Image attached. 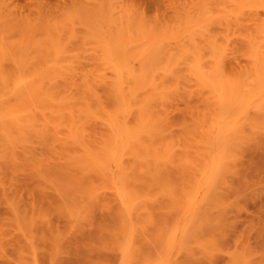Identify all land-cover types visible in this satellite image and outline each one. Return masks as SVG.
I'll list each match as a JSON object with an SVG mask.
<instances>
[{
	"label": "rangeland",
	"instance_id": "1",
	"mask_svg": "<svg viewBox=\"0 0 264 264\" xmlns=\"http://www.w3.org/2000/svg\"><path fill=\"white\" fill-rule=\"evenodd\" d=\"M200 28H202L200 30L202 33L203 31L204 33L208 32L207 36H205L206 34L204 35L203 33L202 35L201 32H199ZM206 28L208 31L206 30ZM150 31L153 33H151ZM196 31L199 32L198 35ZM131 36L133 37L134 41L131 44L127 43L128 45H125V47L123 44H126V40H128L129 42L132 41H130V39H132ZM196 36L200 37V39ZM259 37L264 39V0H46L45 4L42 5H36L35 1L33 0H0V264H122L124 262L123 260H126V258L129 259V256L132 253L136 252V256H139V261L140 259H145L146 256L149 257V255L153 254V257L159 258L158 260L160 261L163 260V256H167L168 254L169 247L167 246L166 249H163V247L161 246L165 245L164 243H167V240H169V238L167 237H169L168 235H170V233L168 235L163 234L166 232V230H168L167 233L171 232L172 227V229L176 228L177 223L181 218L180 214H182L183 212L182 209L184 208V205L186 203L185 201L187 200L186 198H184V194L187 192L189 187L194 188L195 190V186H191V184H193L191 180H194L193 182L196 183L199 180L205 178L210 160L212 159L211 152L214 155L212 156L213 159L215 158L217 160H212L209 170H211L213 167H217L215 166L217 165L215 162H217L218 159L221 160V155H224L222 159H224L225 157L227 159L226 162L224 161L225 159L223 160L225 162L222 164L223 167L220 164L221 167L220 169H218L220 173L223 170V174L221 173V178L225 179L222 180L221 178H219L221 184H219L218 181V186L220 185V190L219 192H216L217 194L215 193V198L217 197L216 202L215 199L213 201L216 204L212 203V206L209 207L208 211H206L205 207L204 210L207 213L204 216H207V220H203L204 225L200 223L202 225V229L199 228L201 231L199 230L198 233L200 232L199 234L201 236L202 233L204 235L201 237V244L204 246L201 245V248L199 246L200 244H197L195 243V241L191 240L192 244L193 242L194 244H196H191V246L195 247L191 248L189 246V243V245H182L181 248L178 247L179 249H177L180 252L175 249L174 253L176 256V252H179L177 256L179 257V259L176 257L178 259L177 262L176 258H174L173 261H176L177 263H172L264 264V111H261V114H259L256 113L258 109L249 110L247 115V118L249 119L248 124L245 126L246 128L242 135H238L236 133L237 136H239V141L237 138L238 142L236 141V143L234 144V149L231 148L233 151L227 150L228 152H219L215 148L217 143L213 138L214 134L216 133V127L220 126L218 125L219 123L221 124L220 119L222 117L221 113H219L218 111L219 107L216 105V92L213 90V86L215 87L216 84L218 85V82L220 84V81L222 83L225 80L218 78V75L221 76V74L218 73H223L222 69H224L223 67H225L228 73V77L225 69L224 72L226 73V76L223 74L222 75L226 77V80L230 79L227 82L230 81L232 83H237L236 80L234 81L232 79L242 78L243 80L240 79V82L241 80L245 81L244 77L246 79H253V72L255 70L253 71L252 69H254V64H258V62L255 60L256 54L258 50H263L262 45L264 44V40L261 39L260 41ZM185 38L188 41H190L189 39H191L190 43L192 42V47L190 46L191 49H189L191 50V53L199 49L198 47L201 48L199 50L200 52L198 53L199 55L197 53L195 54L198 57L200 56V59H203V57L207 58V63L203 61V67H205L208 73L210 72L209 74L211 76L213 74L211 70H213L214 67H218L216 64H220L219 61L221 62L223 61L222 58H225L223 62L225 66L223 65L222 69L221 67H218L219 70H216L218 68L214 69L215 75L217 76L214 77L215 79H220V81L217 82V79L215 81L214 78L213 80L207 78L209 81L207 79H204V82L208 81V83H203L201 81L203 79L197 80L200 78L195 73V68H192L193 70L190 69L188 63L187 66L185 64H180L182 61V63L186 62L184 61V58H188L187 61L191 64L198 63L194 62L197 58H193V54L190 55L189 51L188 55L191 57H188L186 53L187 51L184 48L187 47L186 45H184L183 41L185 40ZM121 39H123V44H121V46L123 45V47H125L126 49H124L125 51L122 52L126 53L124 54L120 52L122 53L120 54L118 51V53L114 51L108 52V50L111 49L112 46H114L113 48H115V42H117L116 48H118V41L120 42ZM178 41H180V43L182 41L183 44L181 45L184 46L181 49V53H178V49L176 46L179 43ZM171 42L173 45H171ZM175 42L178 43L176 44ZM211 42L214 43L212 44L214 45L212 46L214 47V49L212 47H208L211 46ZM215 42L217 43V45H220L219 49L221 47L224 48V51L222 49V51L224 52V54L222 53V56H220V54L215 51V49L217 50V48H215ZM159 46L160 50L161 47H165L164 49H162V56L160 55L161 51L157 52V49L159 50ZM142 48L145 49L142 50ZM146 48H149V50H146ZM155 48L156 50H154ZM172 48H174V50L177 49V51H174ZM188 48L189 47H187V49ZM202 48L204 49V56L203 54L202 56L200 54L202 53ZM139 49L143 52L145 50L146 52L153 50V53L149 52L150 56L155 53L154 51H156L157 53H160L159 55L163 58H165L164 56L166 55V53L177 52V54H175L176 57H174L175 55H172L173 53H169L174 59H179L180 57L183 58V60L180 58L181 60L179 59L177 62L174 59H171V63L173 64L174 69L170 68L173 67L172 65L169 67L170 63L169 61L167 62L168 59L166 58L163 59L160 57L161 61L159 60L158 62H161L162 64H158L159 67H161L160 65H162L163 68L168 67L170 71L176 70L180 71V73L182 71V78L174 77L167 79L166 77L164 79H159L162 81L164 80V84H162V87H165L163 88H167L166 86H170L171 90L170 87H168L169 89L167 88V90L168 92L169 90L173 92L168 93L165 89L162 88L160 92H162L163 98L161 97V94L158 93V90L161 89L162 82H159L157 80L160 83V87H158L159 83L157 85H154L155 82L153 81H156V79L160 77L156 76L160 75V72L162 71L158 70L160 74H157L158 72H155V79L150 77V79H153L152 82L154 83H152L151 81L148 82V84L150 83V86H156L157 89V93H154L155 95L153 94L154 97L152 95V104H156V109H154L155 106H152L155 116H158L157 114L160 112H163L167 116V118H163L164 115H162L163 113H161L159 114V116H162L158 117L162 118L163 121H166L163 122L165 123V126L162 123V126L164 127H161L164 130L167 127L166 129L168 130L165 131L166 138L169 137V141H166L164 134L161 133L160 138L159 135H157L155 138L146 139L145 141H151L148 144L146 142L144 146L147 145L146 148L149 147L148 150H151L149 145H151L152 147L154 145L152 143H156L153 146V148H157H155L156 150L160 151L163 148L165 149L166 147H171V150L173 151L175 149L176 152L171 151V158L170 156L168 158L169 160L171 159V162H173V166L171 168L168 167V169L170 168L169 170L163 169L157 164L155 166L156 161L154 159H150L154 157L150 152H148V156L150 158H147L148 156H146L147 159H144L145 161L138 158V160H140V167L143 166L145 168L146 165L151 163L148 166L151 169L156 170L154 173L158 174V170L159 176H161L162 174V179H160V182V180H158L159 177L157 178V181L154 176L155 174L153 173V177L156 183H154V180L151 179L152 171H147V174L151 173L150 175H147L144 172L146 168L144 170L142 168L143 171L141 169L137 170L136 167L138 168L139 166L137 164L138 160L134 161V157L131 158V156L128 155L131 158L130 159L129 157L127 158V156H125L124 161L128 160L125 162L126 164H128L127 166H135L137 174L134 175H136L137 179L136 177H134L133 179H135L136 182L142 181L140 185L148 183L151 186L149 187L148 184H145L147 188H144L141 185L143 189H138L136 187V185L138 184H134L136 190L138 189L137 192L139 191V194L142 193L141 195H143V193H149L150 195H147H149V197L151 196L152 198L154 197V199L145 196V199L148 198L149 200H153L152 202L150 201L151 203L146 200V202L148 201V212V209L146 207L147 203L143 198L135 200L136 205H139L141 203L139 206L142 209L140 210L139 206H137L138 209L137 207L136 209L139 213H137L138 216L143 219L141 220L140 218H137V221H142L141 224L139 223L142 230H140L139 226L134 223V230L137 232H135L136 235H134L135 238H138V241L135 240V242L131 240L132 244L133 242L134 245L137 243L136 247L132 244V248L128 246L127 248H129V254L123 259L122 250L124 247H126L127 244L129 245L130 241H128L127 243L125 235L119 233L118 217L121 206L118 202V198H116L117 195H114L115 190L112 186L111 180L97 174L98 172L94 170L91 171V175L89 173L85 174L86 170L84 171L83 168H79V166L76 169L77 166L74 167L70 160L73 157H71V155L76 152H91L92 150L91 148H89L91 147V145H95L96 148L98 146L97 149H100L104 141L108 144L109 141L107 137L109 136H106V132L109 128L106 127L105 122H103L101 119H98L99 117L96 119L92 118L96 120L95 122L94 120L92 122V119L87 116L85 117V119H82L83 121L87 118L86 122L88 123L85 122L87 126L83 125V127L85 128L82 127L81 134L78 133L77 135H73L71 133L73 139L72 136H68V138L71 137L70 140H74V136L78 137V139L76 138V140H74L79 142V144L76 143L77 148L79 147V150L76 151V148H73V146L71 145L72 143H74V141H67V137L62 138L63 140L67 138L65 142L61 139V131H71V129H65L66 127L70 126V124L65 123L66 126H64V130L61 129V131L58 129V127L61 126H57V129L55 128L58 131L57 135L56 132L54 134V131H56L54 130V128L53 132L51 131L52 129L47 130V132H50V134H52L51 138L50 134L46 132V129L43 128L41 123L40 124L42 127L40 126L39 129L37 128L39 126L36 127L32 125L33 123H29L28 118L19 119L17 121V118H19L18 116H20L21 118L23 114L18 112V115L16 111H18L22 106L24 108L25 105L29 107L28 104H30L32 100V94H34L31 93V91L35 90V86H41L42 84L44 86L46 84L48 85V87L51 85L53 88L57 86L62 90L67 89L66 92H68L69 95L71 94V96L79 95L80 91L85 90V88H98L96 89L99 90V92H97L99 96L98 103H103V105L105 106L109 103L107 106L108 109H111L109 111L117 109V107H112L113 103L116 102H114L111 90H113L116 85L120 83V81L122 82V84L120 83L121 85L119 84L120 86L124 85L123 82L125 80L127 81V78L122 79V75L125 72L127 73L128 71L126 69L129 68V65L127 66V68L125 67V69L122 66L123 64L121 65V63H127L126 60L125 62L122 61L124 58L123 56L129 57V55H134L139 57L138 54H134L135 50H138V53L141 52ZM183 49L186 52H183ZM182 52L184 57L183 55H180L182 54ZM157 53H155V55ZM169 54H167V58L170 57L168 56ZM216 54L219 56L217 57ZM252 54H254L255 56ZM177 55H179V57ZM252 56H254V60L252 59ZM151 57L153 58V56ZM129 58L127 59L129 60ZM129 61L133 62L134 60L130 59ZM164 61H166L168 64L164 63ZM255 61L256 63H254ZM136 62L138 63L133 69H136V71H138L137 66H139L138 64L141 63L137 61V59L134 63L136 64ZM177 63L179 64V66L177 65ZM155 64L156 63L152 62V66H155ZM191 64L190 66L192 67ZM221 64L220 66H222ZM257 64L255 66H257ZM131 66L132 65H130V67ZM257 67H255V69ZM120 69L122 71L118 73ZM140 69L142 70V68ZM188 69L191 71H188ZM128 70H131V68H129ZM139 71L136 74L141 73ZM176 71L174 72L175 75L179 74L176 73ZM189 72H191L192 75ZM183 73L186 74V78H184L185 75L183 76ZM52 75H55V77L57 76V78H51ZM125 75L123 76L125 77ZM180 75L181 74H179L178 76ZM118 76L122 78H119ZM126 76L129 79L128 73ZM49 77L51 79H54V81H49ZM147 79H149V77ZM116 81H118V83H116ZM210 82H212L211 84L215 85H211ZM127 83L129 87V84H131V80H128ZM133 84H135V82H133ZM148 84L146 82V84L144 85L150 87ZM113 85H115V87ZM33 87L35 88L33 89ZM137 87L142 88L141 85L138 84ZM206 90L208 91V93ZM209 92L210 94H212L213 98L212 96L211 98L215 102L211 101L210 97H207L209 96ZM100 98H103V101ZM107 99L109 100V102L107 101L108 103L106 102L105 104V100ZM157 99L159 100L157 101ZM111 100L113 101L111 102ZM89 102L92 103L91 107H94V110H92L95 111V113H98L99 109L95 110L97 109V107L95 108V106H98L96 104V100L92 98L90 99L89 97ZM212 102L217 107L215 105L213 107ZM32 103L33 102H31V105ZM31 105L30 107H32V109L37 108ZM114 105H117V103ZM28 107H26L27 109H24L28 110L30 108ZM215 107L216 109L218 108L216 111L214 110ZM31 110L27 111L28 113H24L23 111L24 116L27 114L25 117H28V114L31 113ZM35 111H37V109H35ZM136 111L137 109H134V115H132L133 117L130 116L129 118L130 125H132L133 123L136 124V114L138 113ZM215 113L218 114V117H214ZM30 117L31 116H29V119ZM50 117L52 119V116ZM65 117L66 119H68L67 116ZM34 118L36 117L34 116ZM37 119H40L42 121L39 115L35 119V121ZM47 119L43 120V123L47 122ZM63 119L61 121L66 122L65 118ZM88 119L91 123H89ZM168 119L170 121L169 124H167L169 122ZM53 120L55 122L57 121V119ZM98 120L102 121V123ZM30 121H32V119H30ZM19 123L23 126H20ZM48 123L49 121L47 122L46 126L48 125ZM82 123L85 124L84 121ZM82 123L79 124L82 125ZM65 124L63 123L62 125ZM211 124L213 125V128L211 127ZM54 125L55 124H53V126ZM31 127L34 130H31ZM104 127L107 129L105 130ZM42 128L45 131L41 130ZM49 128L50 126L47 129ZM75 128L77 129V127ZM85 129H87V131ZM163 129L162 132H165L163 131ZM212 129L214 131V134H212ZM83 130H85L86 132L84 133ZM36 132H38L39 134H36ZM74 132L75 131H73V133ZM225 132L222 133L226 134ZM62 133H64L65 136L67 135L65 132ZM69 134L70 132L68 133V135ZM55 135L58 138H54ZM208 137H210L211 139V141L209 142L207 141L210 140L208 139ZM103 139L104 141H102ZM56 140L59 141L57 142ZM158 140H161L162 142ZM88 141H90L92 144L89 145ZM212 141H214V143ZM67 142L70 144V147H67ZM98 142L100 143V146ZM169 142L171 144H169ZM172 142L175 143V147L173 148ZM205 142L209 146L206 161L203 158L204 156H199V153H201L205 149L207 150V145H205ZM105 143L103 145H105ZM165 143L166 147H164ZM231 144L233 145V143ZM71 146L74 150L71 149ZM157 146L159 147V149ZM81 147H83L84 149L82 148L80 150ZM66 148L71 149L69 150L70 152L67 150L71 155L67 154L68 152L66 153ZM92 148L94 147L92 146ZM96 148L95 151H97ZM141 148L143 149L142 146ZM164 149L162 152H165V154H161L162 152L159 153V155L161 154L164 156V158L162 156H159L162 157L161 160L158 159L159 162H163V159L165 160V158L168 156L166 155L167 152L164 151ZM195 152L197 153V157H200L199 161L201 160L207 162V160L209 159V164L207 163L208 167H205L206 165L198 161V158L193 155L195 154ZM78 153H76V156L78 155ZM143 153L144 152L140 154ZM153 153L155 155L157 152L154 151L152 152V154ZM175 153L177 154V156ZM145 154L146 152L142 156H144ZM150 155L153 157H151ZM68 157L71 158L68 159ZM173 158L174 161L176 159V162L172 161ZM148 159H150L149 161L154 160L155 163H152L151 161L147 164ZM68 160H70L71 168L73 167V169H75L76 171L73 169L72 171L70 170V167L68 166L70 163L68 162ZM130 160L132 163L129 162ZM192 160L197 161L199 163V166L201 164V167L203 166L204 168H207V170H204L203 168V171L206 174L202 171V173H204L205 175L201 174V176H198L200 177V179L198 180H196L197 178L195 174L194 179L192 171L191 177L190 170H193L194 172V168L192 167H195V165L197 164V162H195V165L191 163L192 167L189 166L188 162ZM67 162L69 164L65 166ZM133 162L136 164H134ZM169 163H167L168 166H171L169 165ZM153 164L155 168L152 166ZM167 164L161 165H163L162 167H164L165 165L164 168H166ZM199 166L197 165L198 168H200ZM67 168L69 170V173L68 170H66ZM150 168L149 170H151ZM188 168L190 170H188ZM198 168L196 169L195 167V170L199 173V170L201 168L199 170ZM162 169L168 171H166L168 174L167 177L166 175H163ZM88 170L90 172V169ZM146 170H148V168ZM209 170L208 174L209 172H211ZM133 172L135 173V170ZM224 172L227 175H225ZM69 176H71V178H69ZM94 176H98V179H96ZM64 177L66 179L68 177L70 180L73 178L74 182L75 180H77L75 183L72 180L71 182L73 183L69 182L70 184H74L75 186L72 185L74 186L72 187L70 184H68V182L67 184L70 188L66 186L65 183L64 185ZM80 177H83L84 180L81 179L82 181H79ZM69 179L67 180L70 181ZM167 179L170 180H168L169 183L171 182V186L167 183L169 185V188L165 186V181H167ZM85 180L88 182L87 186L85 185ZM91 181L99 185L97 188H101V195L100 191H98L99 189L97 190L96 186ZM135 181L133 183H136ZM82 182L83 185L87 188V192H85V194H83V192L86 188L83 187ZM89 182H91L93 186H95L94 189L96 193L98 191L99 196L94 193L95 191L90 190L91 187H88L91 186ZM159 182L162 184L164 189L166 187L168 191L173 190V188H177L179 190L178 192L180 193L186 190L184 191L185 193L183 192L181 194H177L176 190L174 193H172L175 195L171 194L173 197H177L175 201H180V203L174 201L175 204L181 207L180 212L179 206L178 209L177 207L173 208L174 202L171 201V203L168 200L169 198L167 196L169 195L167 194V192V195H164V189H160L161 184H159ZM183 182L185 183V186L187 188L184 186ZM108 183L110 185H108ZM133 183H131V186L134 188L133 190H135V187L132 185ZM187 183H190V185ZM76 184L77 186L82 185L84 190L81 187L75 190L74 188L76 187ZM178 184L181 185L180 187L183 189L180 190V188H178ZM100 185L103 187H101ZM107 185L108 187H106ZM140 185L138 187H141ZM187 185H189V187ZM65 186L69 188V191L73 192L71 189L72 187L74 189V193L75 191L78 192L81 189L79 192H81L83 197L79 198H85L86 195L88 200H91V198L92 200H98L99 197L103 200L104 198L106 199L104 201L102 200L103 202L100 200L95 202L93 200V203L90 201V203L86 202L83 199V201L85 202H81V208L79 205L80 203L77 202L82 200L77 201L76 198L78 199V197H75L74 194L72 196L69 195V193H71L69 191H66L65 195L63 194V189H66ZM60 189L63 191L61 192ZM111 190H114V192H112ZM143 190H146L147 193L142 192ZM217 190L218 189H214V191ZM190 192L191 191H189L188 194L189 196ZM62 194L64 195V197L68 195L66 199L62 196ZM79 194L76 195L78 196ZM181 195L184 197H182ZM69 196H71V199H75L71 201ZM142 197H144V195ZM172 199L173 198H171L170 200ZM142 201H144V203ZM65 202H68V204H66ZM69 203L71 204L70 206H72L71 210ZM106 203L107 205L104 206ZM75 206H79L80 210L83 209L82 211H84V214L81 211L76 212L77 210H75ZM83 206L87 208L86 213ZM175 209H177L176 211H178L179 214L178 212L175 213ZM139 210L140 212L146 211V215H142ZM16 214L18 216V219ZM135 214L136 213H134V215ZM147 214L149 216H147ZM176 214L178 216L180 215V218L174 217V215L176 216ZM116 215L118 217H116ZM77 216L80 218H78ZM22 219L26 220L24 222L29 221L33 225H31L29 222L25 226L20 225L17 221L20 220L19 222L22 224ZM114 219L117 223H115ZM144 219H146L148 223ZM134 220L136 219L134 218L133 221ZM144 221L146 223H144ZM24 222L23 225L25 224ZM170 222H173L171 223L172 225H170ZM174 223L176 226H174ZM168 224L172 227L164 229V226H168ZM27 225H31V232H28L29 230L27 229H22L26 227L30 229V227H28ZM203 226H205L204 229ZM107 227L109 228V230L110 228L113 230L111 231L114 232V234L110 233L112 237L109 234V230ZM115 234L118 235L116 236L117 238H113ZM199 234L197 235L198 237H200ZM162 235L166 236L164 237V239H167H165L166 242L164 241V243H160L161 240H164ZM130 237L131 235L128 237V240L131 239ZM159 237H162V239H159ZM133 238L134 237H132V239ZM124 239L127 243L126 245L121 242L124 241ZM118 240L119 243H123V247L119 245V247H121L116 248ZM196 240H198V238ZM115 241H117V244H115ZM207 244L208 247L205 248V245ZM159 245L164 250L162 251L160 249L162 252H165L167 250L166 253H164L165 255L160 252L163 256L159 252V254L157 253V247ZM196 247H199L200 249H197ZM193 249L196 251H194V253H196L194 255H192L193 252H191L193 251ZM206 249L209 250V252L206 251ZM200 250H205V253ZM130 251L133 252L130 253ZM183 251L187 252L184 253ZM189 253L191 254L189 255ZM119 254L122 260H119ZM155 254H158V256L160 255V257L162 256L161 259ZM134 257L135 254H132V258ZM153 257L149 259L146 258V260H150L149 263H146V261L144 262L146 264H151V261H158ZM135 259L136 257L132 259V264L138 261L136 260L134 262L133 260ZM139 263L140 262H138V264ZM156 263L158 264V262ZM161 263L159 262V264Z\"/></svg>",
	"mask_w": 264,
	"mask_h": 264
},
{
	"label": "bare ground",
	"instance_id": "2",
	"mask_svg": "<svg viewBox=\"0 0 264 264\" xmlns=\"http://www.w3.org/2000/svg\"><path fill=\"white\" fill-rule=\"evenodd\" d=\"M33 1H35V3H36V5H42V4H45V1L46 0H33ZM208 28V27H207ZM207 28H206V30H207ZM202 28H200L199 29V32H201L200 30H201ZM205 29V28H204ZM203 29V30H204ZM210 30V29H209ZM208 31V30H207ZM151 32V31H150ZM149 32V33H150ZM193 32V31H192ZM197 32V31H196ZM199 32H197V35L199 34ZM206 32V31H205ZM151 33H153V32H151ZM150 33V34H151ZM203 33H204V31H203ZM203 33L201 32V34L203 35ZM208 33V32H207ZM207 33H204V35L205 36H207ZM148 34V33H147ZM190 34V33H189ZM262 34V33H261ZM148 36V35H147ZM132 37V36H131ZM130 37V38H131ZM197 37V36H196ZM260 37H261V35H260ZM259 37V40L261 41V39L262 38H260ZM152 38V37H151ZM192 38V37H191ZM194 38V37H193ZM197 38H199L200 39V37H197ZM199 39H198V41H199ZM132 40V41H131ZM190 41H191V39H189ZM262 40H264V39H262ZM118 41V40H117ZM127 41V42H126ZM125 41V43L126 44H123V39H121V43L118 41V44H119V47L118 48H116L117 47V42H115V48H113L114 46H112L111 47V49H109L108 50V52H112V51H114V52H122V51H125L126 49H125V45H128L129 43L131 44L133 41H134V39H133V37H132V39H130V41L131 42H129L128 40H126ZM160 41H161V38H160ZM159 41V42H160ZM184 41V45H186L187 47H189L188 49H187V47H184V46H182L181 44H183L182 43V41H181V43H180V41H178V42H175L176 44L178 43V45H176L177 46V49H178V53H181V49L184 47L185 48V50L187 51H185L184 49L182 50L183 52H186L187 53V55H188V51H189V53H190V55H192L193 56V58H197L194 62H198L197 64H194V63H190V62H188L187 61V59L186 58H184V61H186V62H184V63H180V62H178V63H180L181 65L182 64H185L186 66H187V63L189 64L188 66L190 67V69H192V68H195L194 69V71H195V73L197 74V76L200 78V79H197V80H201V79H203V80H201L203 83H208V79H212L213 80V78L215 79V77H217L216 75H215V70L214 69H216V68H220L221 67V69H222V67H223V65H224V59L225 58H222V60L223 61H221L222 62V64H221V62L219 61V63L222 65V66H220V64H216L218 67H214L213 68V70H211L212 72H213V74H212V76L208 73V71H206V69H205V67H203L204 66V62H206V59L207 58H205V57H203V59H200L198 56H196V54L195 53H199L200 51V47H198L197 45V47L199 48V49H197V50H195V51H197V52H190L191 50H189V49H191L190 48V46H191V43H190V41H188L186 38H185V40H183ZM259 41V42H260ZM196 42V41H195ZM256 42V41H255ZM255 42H253V43H255ZM258 42V41H257ZM128 43V44H127ZM170 43V42H169ZM187 43V44H186ZM198 43V42H197ZM252 43V44H253ZM264 43V42H263ZM263 43H261V44H263ZM121 44H123L125 47H123V45L121 46ZM158 44V43H157ZM161 44V43H160ZM163 44V43H162ZM188 44H189V46H188ZM196 44V43H195ZM211 44V46H208V45H210ZM210 44H208L207 46L208 47H212V46H214V45H212V44H214V43H210ZM215 44H216V46H215V48H217V50L215 49V51L218 53V54H220V56H222V53L224 54V48H220L219 49V47H220V45H217V43L215 42ZM146 45V44H145ZM164 45V44H163ZM171 45H173L172 44V42H171ZM200 45H201V43H200ZM199 45V46H200ZM257 45V44H256ZM155 46H157V45H155ZM166 46V45H165ZM168 46H170V45H168ZM180 46V47H179ZM127 47H129V46H127ZM179 47V48H178ZM192 47V46H191ZM195 47V46H194ZM262 47H263V50H258V52H257V54H256V58H255V60L258 62V64L256 63V61L254 62V63H256L257 64V66H255L256 64H254V66L255 67H257L256 69H255V67L253 66V68L254 69H252L254 72H253V75H254V77H253V79H246L245 77H244V80L245 81H242L243 79L242 78H240V79H242L241 80V82H240V79L238 78V79H232V80H236L237 81V83L235 82V83H232V82H227L228 80H230V79H228V80H226V73H227V71H226V69H225V67H223L224 69H225V72H224V69H222V71H223V73L221 72V73H218V74H221V76H222V78H221V76L220 75H218V78H220V79H225L224 80V82H222L221 83V81H220V79H217V82L218 81H220V84H219V82H218V85L216 84H211L212 82H210V84L211 85H215V87L213 86V90L216 92V95H215V99H216V105L219 107V109H218V111H219V113H221V115H222V117H221V124L219 123H217L218 125H220V126H218V127H216V133L214 134V131H213V129H212V134H214V136H213V138H214V141L217 143L216 144V149L219 151V152H226L227 150H232V149H234V144L236 143V141H237V138H238V141H239V136H237V134L239 135V134H243V132L245 131V126L248 124V121H249V119L247 118V115H248V112H249V110L251 109H258V111L256 112V113H259V114H261V111L263 112L264 111V44L262 45ZM112 48H113V50H112ZM121 48V49H120ZM154 48V47H153ZM159 48V50L157 49V52L159 51H161L160 53H157L156 51H154L155 53H157L156 55H155V53L154 54H152L151 56H153V58L150 56V53H153V50L152 51H147L146 52V50L148 49L149 50V48H146V50L143 52V51H141L140 49V51L141 52H139L138 53V50H135V52H134V54H138L139 55V57H137V56H130L129 55V57H131V58H129V57H127V56H123L124 58H123V62H125V60L127 61V63L125 64V63H121V65L123 66V68L125 69V67L127 68V66L129 67V68H131V70H128L129 68H127L126 70L128 71L127 73H128V76H129V79H128V77L126 76L127 75V73L125 72V71H123V72H125L126 73V75H125V73L123 74V72H122V74L123 75H125V77L122 75V77H120V76H118L119 78H122V79H126L127 78V81L129 80H131V84H132V86H131V84H129L130 86L128 87V83H127V81H126V83H125V81L124 80H122V81H124L123 83H124V85L127 87H125L124 85L123 86H120L121 84H122V82L120 81V79H119V81H120V85L119 84H115L116 85V87H115V85H113L115 88L113 89V90H111V93H112V96H113V98H114V102H116L117 103V105H114V104H116V103H113V106H112V104H111V106L112 107H117V109H115V110H113V111H109V110H111V109H108L107 108V106H108V102H109V100L107 99V100H105V104H106V102L108 103L106 106L105 105H103V103L102 104H99L98 103V99H99V96H98V93L97 92H99V90H96V89H98V88H93V87H89V88H85V90H82V91H80V93H79V95H77V96H71V94L69 95V93L68 92H66L67 91V89H64V90H62L60 87H55V88H53L51 85L48 87V85H46L45 84V86L42 84L41 86L39 85H37V86H35V87H33V89L35 88V90L33 91H31V93H34V94H32V100H31V102H33V103H35V104H33L32 103V105H31V102H30V104H28L29 105V107H30V105L31 106H33V107H37V108H34V109H32V107H28L27 105H25L24 106V108L25 109H27L26 107H28L29 109L28 110H25L24 108H23V106L18 110V111H16V113L18 114V112L19 113H22L23 114V116H24V113H26L27 111H30L31 109V113L30 114H32V115H30V114H28L29 116H33L32 118L30 117V119H32V121H30V119H29V116L28 117H23L22 115V117L20 118V116H18L19 118H17V121L19 120V119H24V118H28V122L29 123H33L32 125H34V126H39V127H37V128H39L40 129V126H41V124H42V126H43V128L44 129H46V132H47V130H50V129H52L51 131L53 132L54 130H56L57 129V126H61V127H58V129L61 131V129L62 130H64V126H66V124H70V126H68V127H66L65 129H71V131H69L70 132V134L68 135V133L69 132H67V131H61L60 133H61V139L62 138H65V137H67L68 138V136H72V134L74 135H77L78 133H80L81 134V129H82V127H83V125H86L87 126V124L86 123H88V122H86V120H87V118H86V120H83L84 121V123L85 124H83L82 122V119H85V117L87 116V117H89V118H98V119H101L103 122H105V124H106V127H108L109 129H108V131L106 132L107 133V135L106 136H109V137H107V139H108V144L107 143H105V141H104V139L102 140V141H104L103 142V144L105 143V145H103L102 143V145H101V148L100 149H97L98 148V146H97V148L95 147V145H91V147H89V148H91V152H87V153H83V152H81V153H78V152H76V151H78L79 150V147L77 148V144H79V142H77V141H74V140H76V138L78 139V137H76V136H74L75 137V139L74 140H72L73 139V136H72V141L70 140V138L71 137H69L68 139H67V141H71V142H73L74 141V143L76 144H74V143H72L71 145L73 146V148H76L75 150V152L76 153H78V155L76 156V153H74V151H73V153L74 154H69V150H74L73 148H72V146H71V149H68V148H66V153L67 154H69V155H71V159L68 157V159H70L71 160V163H72V165H74V167L75 166H77L76 167V169L78 168V166H79V168L81 167V168H83V170L85 171V174L87 173H89L90 175H91V171H96V172H98L97 174H99V175H101V176H103V177H105V178H107V179H110L111 180V183H112V186H113V188H114V190H115V192H114V190H111L112 192H114L113 194L116 196V198H118V202H119V204H120V206H121V208H120V212H119V217L116 215V217H118L119 218V233L120 234H124L125 235V238L127 239L126 241H127V243H128V241H130V243H129V245L126 243V241H125V239H124V241H121V242H123L125 245H126V247H124L123 248V250H122V258L124 259V257H127L128 256V254H129V248H127L128 246L129 247H131L132 248V246H131V244H132V241L131 240H133V241H138L137 239L138 238H135V235H136V231L134 230V228H135V225H134V223H136V225H138L139 226V228H140V224L142 223V221H140V220H138L137 221V218L139 219H141V220H143L140 216H138V212H137V209H138V207L137 206H139L138 204L136 205V203H135V200L136 199H144L145 200V202H146V200H148L149 202L151 201H153V200H151V199H154V197L152 198L151 196L149 197V193H147V191L145 190H143L142 192H145V193H147V194H149V195H147V194H144L143 193V195H144V197H142L143 195H141V194H139L138 192H137V190L138 189H143V187L144 188H147L146 187V185L148 184V183H145L144 185H140V183L142 182V181H135V179H133L134 177H136V175H134V174H137L136 173V169L137 170H142V168H143V170L146 168H148V170H144V172L146 173L147 171H152V175H151V179L152 180H154V183H156V181H155V179L157 180V178H158V180H160V179H162V174H161V176H159V171L157 170V172H158V174H157V176H156V174L154 173L156 170L154 169H151L148 165H150V164H148L149 162H151V161H149L150 159H154L155 161H156V163H155V161L153 160L152 161V163L154 162L155 163V166H156V164L158 165V166H161V168H163V169H168V167H172L173 165V162H171V159L169 160L168 158H169V156H170V158H171V153L174 151V152H176L175 151V149L172 151L171 150V145L169 146L170 148H167L166 147V143H165V146L164 147H166L165 149H164V151H166L167 153H166V155H168L166 158H165V160L163 159V162H159V160L158 159H160L161 160V158L163 157L164 158V156L163 155H161V154H165V152H162L163 151V149L162 150H156L155 148H153V146L156 144V143H152V144H154L152 147H151V145H149L150 146V148H151V150L149 149L148 150V148H146V146H144V144H146V142H147V144L151 141H145L146 139H152V138H155L157 135H159V138H160V134L161 133H163L164 134V136H165V139H166V141L169 139V137L168 138H166V131L165 130H168V129H166L165 128V130L162 128V127H164L165 125V123H163V122H166L165 120L163 121V119L162 118H159V117H161L162 115H164V117L163 118H167V116H166V114H164L163 112H160V113H158L157 115L159 116V114H161V113H163L161 116H155V114H154V109H156V104L154 105V104H152V101H153V98H152V95L155 93H157V89H156V86H150V83L148 84V82H152V80L153 79H155L156 77H158V76H160L158 79H156V81L158 80L159 82H162L161 83V89L160 90H158V93H160L161 94V97L163 98V96H162V92H160L161 90H162V88L163 87H165V86H163L162 87V84H164L163 82H164V80L162 81V80H159V79H164V78H166L167 77V79L168 78H174V77H177V78H182V71H181V73H180V71H176V70H172V71H170L169 70V68L168 67H166V68H163L162 67V65H160L161 67H159V64H162L161 62H158L159 60L161 61V59H160V57L163 55L162 54V49H164L165 47H161V50H160V46L158 47ZM204 48V47H203ZM202 48V53H200L201 54V56H202V54H203V56L205 55L204 54V52H203V49ZM213 49H214V47H212ZM255 48V47H254ZM125 49V50H124ZM145 48H142V50H144ZM173 50H174V48H172ZM177 49H175L174 51H177ZM222 49H223V51H222ZM154 50H156V48L154 49ZM167 50H168V48H167ZM170 50H171V48H170ZM169 50V51H170ZM219 50V51H218ZM253 50V49H252ZM137 51V52H136ZM165 51V50H164ZM180 51V52H179ZM221 51V52H220ZM254 51V50H253ZM257 51V50H256ZM117 52V53H118ZM183 52H182V54H180L181 56L183 55ZM220 52V53H219ZM122 53H124V52H122ZM122 53H120V54H122ZM126 53V52H125ZM124 53V54H125ZM147 53H149V54H147ZM166 53V52H165ZM170 54H172V55H175V54H177V52L176 53H174V52H169ZM169 53H166V55L164 56L166 59H168L167 60V62L169 61V63H170V65H169V67L172 65L173 66V64L171 63V59L173 60L174 58H172V56L169 54ZM253 53V52H252ZM133 54V53H132ZM131 54V55H132ZM161 56H160V55ZM167 54H169L168 56H170V57H166L167 56ZM155 55V56H154ZM159 55V56H158ZM199 55V54H198ZM211 55H212V53H211ZM211 55H210V57H211ZM217 55V54H216ZM252 55H254V54H252ZM150 56V57H149ZM178 57H179V55H177ZM186 56V55H185ZM207 56V55H206ZM209 56V55H208ZM219 55H217V57H218ZM224 56V55H223ZM255 56V55H254ZM254 56H252V59L254 60ZM125 57H127V58H129V60L130 59H133L134 61L132 62V61H129L127 58H125ZM133 57V58H132ZM174 57H176V55L174 56ZM183 57H184V55H183ZM188 57H191V56H189L188 55ZM216 57V56H215ZM137 59V61H139L141 64H138L139 66H137V70L139 71V70H141L140 68H142V70L141 71H139V72H141V73H139V74H136L138 71H136V69H133V68H135V66L137 65V63L138 62H136V64L134 63L135 62V60ZM156 58V59H155ZM161 58H163V57H161ZM165 58H163V59H165ZM182 60H183V58L182 57H180ZM179 58V59H180ZM155 59V60H154ZM179 59H174L176 62L179 60ZM180 59V60H181ZM186 59V60H185ZM190 59V58H189ZM209 59V58H208ZM211 59V58H210ZM217 59V58H216ZM157 60V61H156ZM191 60V59H190ZM193 60V59H192ZM212 60V59H211ZM202 61V62H201ZM204 61V62H203ZM131 64H130V63ZM152 62H154V63H156L155 64V66H156V68H155V66L153 67L152 66ZM166 61H164V63H167ZM175 62V63H176ZM217 62V61H216ZM129 63V64H128ZM135 65H134V64ZM159 63V64H158ZM163 63V64H164ZM175 63H174V65H175ZM177 63V65L179 66V64ZM207 63V62H206ZM168 64V63H167ZM190 64L192 65V67L190 66ZM213 64V63H212ZM215 64V63H214ZM130 65H134L133 67L131 66L130 67ZM150 65H151V67H150ZM158 65V66H157ZM206 65V64H205ZM142 66V67H141ZM164 66V65H163ZM165 66H167V65H165ZM196 66V67H195ZM215 66V65H214ZM225 66V65H224ZM138 67H140V68H138ZM183 67H185V66H183ZM188 67V68H189ZM153 68V69H152ZM154 68H155V70H154ZM158 68H160V69H158ZM171 69L173 68L174 69V66L173 67H170ZM182 68V67H181ZM187 68V67H186ZM219 68L218 69H216V70H219ZM162 69V70H161ZM157 70V71H156ZM158 70H160V71H162V72H158ZM179 70H180V68H179ZM193 70V69H192ZM208 70H210V69H208ZM122 70L120 69V71L118 72V73H120ZM136 71V72H135ZM176 71V73H179V74H181L180 76H178L179 74H176L175 75V72ZM188 71H191V70H189L188 69ZM221 71V70H220ZM219 71V72H220ZM155 72H158L157 74H160V75H157L156 77H155ZM190 74H191V72H189ZM252 73V72H251ZM225 75V76H223V75ZM185 75V76H184ZM192 75V74H191ZM53 76V75H52ZM51 76V78H54L55 77V75L52 77ZM183 76H184V78H186V74L185 73H183ZM209 76H211V77H209ZM215 76V77H214ZM149 77V79H150V77L151 78H153V79H147ZM225 77V78H224ZM227 77H228V73H227ZM230 77V76H229ZM249 77H250V75H249ZM50 78V77H49ZM50 78V80L49 81H54V79L55 78H57V76L54 78V79H51ZM208 78V79H207ZM232 78V77H231ZM166 79V80H167ZM207 79L208 81L207 82H204L205 80ZM216 79H215V81H216ZM132 80H133V82H135V84H133V82H132ZM149 80V81H148ZM238 80H239V83H238ZM154 82H152V83H154V85H157L159 82L157 81H155V80H153ZM175 81H177V80H175ZM223 81V80H222ZM146 82H147V84L150 86V87H148V86H146V85H144V84H146ZM116 83H118V81H116ZM216 83V82H215ZM137 84L138 85H141V87L142 88H138L137 87ZM206 84H204V85H206ZM142 85H144V86H142ZM152 85V84H151ZM201 85V84H200ZM134 86V87H133ZM44 87V88H43ZM50 87H52V88H50ZM125 87V88H124ZM158 87H160V83L158 84ZM167 88L168 87H170V86H166ZM202 87V86H201ZM204 87V86H203ZM207 87V86H206ZM209 87V86H208ZM47 88V89H46ZM57 88H59V89H57ZM167 88H163V89H165L167 92H168V90H167ZM61 89V90H60ZM169 89V88H168ZM170 90H171V87H170ZM169 90V92L170 93H173L172 91H170ZM152 91H154V92H152ZM207 91V90H206ZM165 92V91H164ZM166 92V93H167ZM168 92V93H169ZM66 93H68V94H66ZM167 93V94H168ZM207 93H208V91H207ZM212 93V92H211ZM154 94V95H155ZM33 95H35V96H33ZM154 95H153V97H154ZM208 95V94H207ZM211 96H212V94H210V92H209V96H207V97H210V99H211V101H213V102H215L214 100H212V98H213V96H212V98H211ZM89 97H90V99L92 98V99H95L96 100V104L98 105V106H95V108L97 107V109H95V110H98L99 109V112L98 113H95V111H93L94 109V107H91L92 105V103H90L89 102ZM101 97V96H100ZM160 97V98H161ZM206 97V98H207ZM108 98V97H107ZM158 98V97H157ZM34 99H35V101H34ZM101 99V98H100ZM156 99V98H155ZM102 101H103V98L101 99ZM159 99H157V101H158ZM208 100V99H207ZM113 100H111V102H112ZM101 102V101H100ZM210 102V101H209ZM212 102V103H213ZM37 103V104H36ZM152 104V105H151ZM34 105H36V106H34ZM214 103H213V107H214ZM215 105V106H216ZM152 106H155L154 107V109H153V107ZM216 106V107H217ZM216 107H215V111L217 110L216 109ZM23 108V109H22ZM51 108H53V109H51ZM35 109H37V111H35ZM51 109V110H50ZM93 109V110H92ZM134 109H137V111L136 112H138L136 115H137V117H136V124H132V125H130V123H129V118H130V116L131 117H133L132 115H134L133 114V111H134ZM158 110V109H157ZM22 111V112H21ZM23 111H24V113H23ZM34 111V112H33ZM156 111V110H155ZM35 114L36 112L38 113H36L35 115L33 114V113ZM28 113V112H27ZM50 113V114H49ZM264 113V112H263ZM16 114V115H17ZM216 114L217 113H215L214 115V117H218V114H217V116H216ZM19 115V114H18ZM38 115H39V117H41V119H42V121L40 120V119H37L38 120V123H37V120L35 121V119L38 117ZM52 116V119H51V117L50 116ZM15 116V115H14ZM34 116L36 117V118H34ZM49 116V117H48ZM65 116H67L68 117V119H66V117ZM17 117V116H16ZM15 117V118H16ZM47 117H48V119H47ZM134 117V118H135ZM264 117V116H263ZM34 118V119H33ZM50 118V119H49ZM63 118H65V120H66V122H63L64 121V119ZM47 119V122L49 121V123H50V125H49V123H48V125L46 126V124H47V122H44L43 123V120H46ZM53 119H57V121L55 122ZM63 119V121H61ZM215 119H218V118H215ZM27 120V119H26ZM39 120H40V122H39ZM54 122H53V121ZM93 120L94 119H92V122H93ZM17 121H15V122H17ZM35 121V122H34ZM50 121H52V122H50ZM69 123H68V122ZM88 121H89V119H88ZM96 120H94V122H95ZM99 121V120H98ZM97 121V122H98ZM102 121H99V122H101L102 123ZM168 121H169V119H168ZM167 121V122H168ZM214 121V120H213ZM215 121H217V120H215ZM219 121V120H218ZM21 123V122H20ZM19 123V124H20ZM24 123V122H23ZM22 123V124H23ZM36 123V124H35ZM41 123V124H40ZM55 124L54 126H53V124ZM57 123V124H56ZM65 124V125H62V124ZM79 123H82V125L81 124H79ZM89 123H91L90 121H89ZM162 123H163V125L164 126H162ZM170 123V121L167 123V124H169ZM37 124H39V125H37ZM60 124V125H59ZM105 124H104V126H105ZM80 125V126H79ZM89 125V124H88ZM103 125V124H102ZM20 126H23V125H21L20 124ZM25 126V125H24ZM41 126V127H42ZM45 126V127H44ZM50 126V128L49 129H47L48 127ZM162 126V127H161ZM168 126V125H167ZM213 125L211 124V127H212ZM215 126H217V125H215ZM47 127V128H46ZM75 127H77V129L75 128ZM81 127V128H80ZM41 129V130H43V131H45L44 129ZM53 128H54V130H53ZM56 128V129H55ZM83 128H85V127H83ZM87 128V127H86ZM105 128V127H104ZM163 129V131H165V132H162V129ZM213 128V127H212ZM215 128V127H214ZM107 128H105V130H106ZM225 129V130H224ZM31 130H34V129H32V127H31ZM77 130V131H76ZM86 131H87V129H85ZM85 130H83L84 131V133L86 132ZM228 132H227V131ZM73 131H75L74 133H73ZM226 131V132H225ZM242 131V132H241ZM33 132H35V131H33ZM55 132H56V135H57V130L56 131H54V134H55ZM62 132H65L67 135L65 136V134L64 133H62ZM222 132H225L226 134H223ZM241 132V133H240ZM47 133H49L50 134V132H47ZM72 133V134H71ZM83 133V132H82ZM83 133V134H84ZM110 133V134H109ZM237 133V134H236ZM36 134H39L38 132H36ZM64 134V135H63ZM234 134H236V135H234ZM54 136V138H56L57 136ZM85 135V134H84ZM87 135H89V134H87ZM38 136V135H37ZM43 136H45V135H43ZM64 136V137H63ZM105 136V137H106ZM169 136V135H168ZM211 136V137H212ZM40 137H41V135H40ZM50 137L52 138V134H50ZM83 137V136H82ZM58 138V137H57ZM84 138H85V136H84ZM65 139V140H66ZM158 139V138H157ZM208 139H210V137H208ZM233 139H236V140H233ZM241 139V138H240ZM63 140V139H62ZM65 140H63L64 142H65ZM88 140V139H87ZM57 142L59 141V140H56ZM69 141V142H70ZM101 141V142H102ZM158 141H161V140H158ZM169 141V140H168ZM208 142L209 141H211V139L210 140H207ZM214 141H212L213 143H214ZM232 141V142H231ZM235 141V142H234ZM237 141V142H238ZM82 142V141H81ZM90 141H88V144L90 145V144H92L91 142L89 143ZM162 142V141H161ZM171 142V141H170ZM169 142V144H171ZM211 142V143H212ZM159 143V142H158ZM174 142H172V148L173 147H175L174 145H175V143L173 144ZM231 143H233V145L231 144ZM67 147L70 145L68 142H67ZM82 144V143H81ZM98 144H99V146H100V143L98 142ZM151 144V143H150ZM210 144V143H209ZM229 144H231V145H229ZM205 145H207L206 146V148H207V150L205 149L204 151H202L201 153H199V156L200 157H202V156H204L203 158H204V160L206 161V156L208 155V144H206V142H205ZM215 145V144H214ZM229 145V146H228ZM76 146V147H75ZM92 146L94 147V148H92ZM141 146L143 147V149H146V150H143L142 148H141ZM168 146V145H167ZM227 146H228V149H227ZM64 147H65V145H64ZM70 147V146H69ZM145 147V148H144ZM158 147V146H157ZM83 147H81L80 148V150L82 149ZM95 148H96V150L97 151H95ZM230 148V149H229ZM232 148V149H231ZM84 149V148H83ZM93 149H94V151H93ZM154 151H156L157 153L154 155V153L152 154V152H154ZM158 149H159V147H158ZM68 150V151H67ZM89 150V149H88ZM172 151V152H171ZM200 151V150H199ZM216 151V150H215ZM233 151V150H232ZM80 152V151H79ZM142 152H146V154L144 155V156H142L143 154H140V153H142ZM148 152H150L151 153V155H153V156H151V157H153V158H150L148 155ZM162 152V153H161ZM207 152V153H206ZM218 152V153H219ZM228 152V151H227ZM230 152V151H229ZM72 153V152H71ZM159 153H161L160 155H159ZM210 153V152H209ZM232 153V152H231ZM80 154V155H79ZM127 154V155H126ZM176 154V153H175ZM193 154V153H192ZM196 154V155H195ZM195 154H193L195 157H197V153L195 152ZM201 154V155H200ZM221 154V153H220ZM223 154V153H222ZM131 156V158H133V160L134 161H137L138 160V158H140V159H147V158H150V159H148L147 161V164L148 165H146V166H148V167H146L145 165V168L143 167V166H141L140 167V165H139V162H140V160H138L137 161V164L139 165H137L138 166V168L136 167V169H135V166L134 167H129V166H127L128 164H126L125 162L126 161H128V160H126V161H124V159H125V156H127V158L129 157V156ZM132 155H134V156H132ZM174 155V154H173ZM210 155V154H209ZM211 155L212 156H214L213 154H212V152H211ZM233 155V154H232ZM67 156V155H66ZM139 156H141V157H143V158H141V157H139ZM146 156H148L147 158H146ZM159 156H162V157H159ZM175 156V155H174ZM176 156H177V154H176ZM175 156V157H176ZM211 156V160H210V164H209V159L207 160V162H205V161H199V159H200V157L198 158V161L199 162H202V164H204V165H206L205 167H208V164H209V167H210V165H211V162H212V160H217V159H213V157ZM224 156V155H223ZM223 156L221 155V157L223 158ZM227 156V155H226ZM230 156V155H229ZM130 158V157H129ZM130 158V159H131ZM222 158H220L221 160H219L218 159V161L217 162H215L217 165H215V166H217V167H213L211 170H209V167H208V170L209 171H211V172H209V174H208V170H207V168H204L203 166L201 167V164H200V166H199V163L197 162V161H194V160H192V161H190V162H188L189 163V166H191V163L193 164V165H195L194 163L195 162H197V164L195 165V167H196V169L198 168L197 167V165L201 168H198V170H199V173H198V171H196L195 170V167L193 166H191L192 168H194V172H193V170H190L189 168H191V167H189L188 168V170H190V173H191V171H192V173H193V177H194V174H195V176H196V180H198V179H200V177H198V176H201V174L202 175H205L206 173L208 174H206V176H205V178L204 179H202V180H199L198 182H196V183H198V184H196V183H194L191 179H189V180H191V182L193 183V184H191V186L192 187H194L195 186V190H194V188H191V187H189V185H190V183H187V184H189V185H187L189 188H188V190H187V192L185 193L184 191H186V190H184L183 192L185 193L184 194V196H182V197H184V198H186L187 200L185 201L186 203H185V205H184V208L182 209L183 210V212H182V214H180L181 215V218L176 214V216L174 215V217H179L180 218V220L178 221V220H176V221H178V223H177V226L175 225V223H174V226H176V228L175 229H172L173 227L172 226H170V225H172L171 223H173V222H170V225L168 224V226L166 227V226H164L165 228L164 229H167V228H170V227H172L171 228V230L173 231H171V230H169V231H171V232H168L167 233V231L168 230H166V232L163 234V235H165V234H169L170 233V235H168L169 237H167V238H169V240H167L166 238V240H167V243H164V241H165V239H164V237H166V236H163V241L161 240V242L160 243H164L165 245H163V246H161V247H163V249H166L167 248V246L169 247L168 249V254H167V256H163L162 254H164V253H166V251L165 252H162V251H164L161 247H160V245H162V244H160L158 247H157V253L159 252H161L160 254L163 256V260H158L159 258H157V257H153V255H149V257H145V259H140V261L138 260L139 259V256L137 255L136 256V254H137V252L136 253H132V254H135V257H136V259L135 260H133L134 262L136 261V260H138V261H136L134 264H138V262H140L141 264H144L145 262L144 261H146V263H149L150 262V260L148 261V260H146V258L147 259H149V258H155L156 260H158V261H151L152 263L151 264H154V263H156V262H158V264H159V262L161 263V264H176L177 262H178V259H179V257H177L178 256V253L180 252L178 249L179 248H181V246L182 245H189V243H190V247L191 248H193V247H195V246H191V240L192 241H195V243H197V244H200L199 246L201 247V241H202V239H201V237L202 236H204L203 235V233H202V236L198 233V231L200 230L199 228H201V224H203L204 225V223H203V220L205 221V219L207 220V216L205 217L204 215H206V211H208V209H209V207H211L212 206V203H215L216 202V198H215V193L216 192H219V187H220V185L218 186V181H219V184H221L220 183V179L219 178H221L222 177V175H221V173L223 174V170H222V172L220 173V171L218 170V169H220V167H221V165L223 164V163H225L226 162V157L224 158V159H222ZM234 158V157H233ZM70 160H68V162L70 163ZM132 160V161H133ZM142 160V161H143ZM178 160V159H177ZM225 162H224V161ZM141 161V162H142ZM145 161V160H144ZM171 162V163H169V162ZM172 161H174V158H173V160ZM66 163L65 164V166L67 165V164H69V163ZM129 162H131V160L129 161ZM174 162H176V159H175V161ZM204 162V163H203ZM221 162V163H220ZM71 163L68 165L69 167H70V170L72 171V169H73V167L71 168ZM126 165H125V164ZM132 163V162H131ZM134 163V162H133ZM145 163V162H144ZM167 163H169V165H171V166H168V164ZM206 163V164H205ZM208 163V164H207ZM134 164H136V163H134ZM161 164H167V166H166V168H164L165 167V165H164V167H162L163 165H161ZM221 164V165H220ZM143 165V164H142ZM226 165H227V163H226ZM225 165V166H226ZM154 168H155V166H154V164L152 165ZM151 166V167H152ZM63 167H64V165H63ZM177 167V166H176ZM222 167H223V165H222ZM66 168V167H65ZM64 168V169H65ZM149 168L151 169V170H149ZM169 168V169H170ZM203 168H204V170H207V172L205 173L204 171H203ZM88 169H90V172H89V170ZM162 169V172H163V175H166V177L168 176V174H167V170H163ZM168 169V170H169ZM175 169V168H174ZM215 169V170H214ZM66 170H68V168L66 169ZM73 170H75V169H73ZM80 170H82V169H80ZM135 170V173L133 172ZM142 170V171H143ZM226 170V169H225ZM76 171V170H75ZM79 171V170H78ZM166 173H165V172ZM202 171L205 173H202ZM137 172H139V171H137ZM150 172H148V173H150ZM226 172V171H225ZM224 172V173H225ZM228 172V171H227ZM68 173H69V170H68ZM71 173V172H70ZM153 173L155 174L154 176H155V179H154V177H153ZM189 173V174H190ZM192 173H191V177H192ZM197 173V174H196ZM147 174V173H146ZM151 174V173H150ZM150 174H147V175H150ZM198 174H200V175H198ZM219 174H220V176H219ZM225 175H227L226 173H225ZM219 176V177H218ZM73 177V176H72ZM96 179H98V176L96 177V176H94ZM164 177V176H163ZM188 177V176H187ZM65 178V177H64ZM69 178H71V176H69ZM68 177H67V179H69ZM74 178V177H73ZM71 179L72 181L74 180V179ZM66 178L64 179V181H63V184L65 183L66 184V186H68V184H70L69 182H71V180L70 181H68ZM79 179V178H78ZM84 180L83 179V177L81 178L80 177V179H79V181H82V180ZM136 179H137V177H136ZM194 179H195V177H194ZM222 179V178H221ZM225 179V178H224ZM224 179H222V180H224ZM109 180V181H110ZM139 180V179H138ZM157 180V181H158ZM166 180V179H165ZM169 179H167V181H165V186H171V182L169 183V181H168ZM195 180V181H196ZM77 180H75V182H76ZM87 181H88V179H87ZM86 180H85V185L87 186L88 185V182H87ZM136 182V183H133V182ZM67 182H68V184H67ZM74 182V181H73ZM73 182H71V183H73ZM74 182V183H75ZM92 183H93V181H91ZM91 182H89V184L91 185V186H88V187H91V189L90 188H88V189H90L91 191H95V186H96V189L98 190L99 188H97L99 185H97V183H93L95 186H93V184L91 183ZM160 182H161V180H160ZM159 182V184H161ZM163 182V181H162ZM189 182V181H188ZM223 182V181H222ZM81 183V182H80ZM79 183V184H80ZM107 183V182H106ZM106 183H105V185H106ZM131 183H133L132 185L135 187V185L136 184H138V185H136V187L138 188L137 190H136V187H135V190H133L134 188L131 186ZM164 183V182H163ZM169 185H168V184ZM184 183V182H183ZM64 184V185H65ZM135 184V185H134ZM151 184V183H150ZM157 184H158V182H157ZM71 186L72 185H74V184H70ZM82 185H83V182H82ZM82 185H78L77 186V184H76V187L74 188L75 190L76 189H78V188H86V186H84L83 185V187H82ZM108 185H110L109 183H108ZM108 185L106 186V187H108ZM141 186V187H138V186ZM149 185V184H148ZM179 185V184H178ZM178 185H176V186H178ZM183 185V184H182ZM59 186V185H58ZM65 186V188L66 189H63L64 190V192H63V194L65 195V193H66V191H69V188L68 187H66ZM75 186V185H74ZM74 186H72V187H74ZM101 186V185H100ZM181 185H179V187L178 188H180V190L181 189H183V188H181L180 187ZM184 186H185V183H184ZM183 186V187H184ZM222 186V185H221ZM71 187V189H72V191L73 192H71V191H69V192H71V193H69V195H73L74 194V196L75 197H78V199L76 198V200L77 201H79V200H82V201H79V202H77V203H80L79 205H80V207L82 206V204H81V202H92L93 200H92V198H91V200H88V198L86 197V195H85V198H79V197H83L82 196V194H81V192H79L78 190V192H76L75 191V193L76 194H79L78 196L74 193V189ZM101 187H103V186H101ZM132 187V188H131ZM149 187H151L150 185H149ZM160 189H164V187L162 186V184L160 185ZM186 187V186H185ZM68 188V189H67ZM84 188H83V190H84ZM94 190H93V189ZM112 188V189H113ZM169 188V187H168ZM187 188V187H186ZM191 188V189H190ZM150 189V188H149ZM185 189V188H184ZM190 189V190H189ZM193 189V190H192ZM214 189H218L217 191H214ZM61 190V189H60ZM63 190H61V192L63 191ZM87 190V188L85 189V191L83 192V194H85V192H87L86 191ZM101 190V188L98 190V191H100ZM103 190V189H102ZM105 190H107V189H105ZM110 190V189H109ZM151 190V189H150ZM177 190V191H176ZM89 191V190H88ZM98 191H97V193H96V191L94 192V193H96L97 195H98ZM135 191V192H134ZM164 192V195H171L172 193H174L175 191L177 192V194H179L180 192H178L179 190L177 189V188H173V190H169L168 191V189H166V187H165V189L163 190ZM171 191V192H170ZM173 191V192H172ZM189 191H191L190 192V196L188 195L189 194ZM90 192V191H89ZM103 192V191H102ZM166 192H167V194H166ZM183 192H181V193H183ZM92 193V192H91ZM93 193V194H94ZM180 193V194H181ZM62 194V196L64 197V195ZM68 194V193H67ZM92 194V195H93ZM96 194H95V196H96ZM217 194V193H216ZM81 195V196H80ZM100 195H101V191H100ZM113 195V196H114ZM172 195H175V194H172ZM167 196L169 199V201L171 202H174L175 201V199H177V197H173V196ZM218 195H221V194H218ZM68 195H66V197H67ZM71 196H69L70 197V200L72 201V200H74L75 198H73V199H71ZM73 196V197H74ZM99 196V195H98ZM114 196V197H115ZM134 196H135V198H134ZM141 196V197H140ZM149 197V198H151L150 200L147 198V199H145L146 197ZM189 196V197H188ZM66 197H64L65 199H66ZM86 198H87V200H86ZM96 198H97V196H96ZM171 198H173L172 200H170ZM63 199V198H62ZM69 199V198H68ZM83 199L85 200V201H83ZM89 199H90V197H89ZM106 198H104V200H105ZM214 199H215V202H213L214 201ZM98 200H100V201H102L103 199L101 198L100 199V197H99V199ZM98 200H94L95 202H97ZM103 200V201H104ZM155 200H157V199H155ZM181 200V199H180ZM185 200V199H184ZM64 201H66V200H64ZM102 201V202H103ZM116 201H117V199H116ZM148 201L145 203L146 204V207H147V209H148ZM68 202H69V200H68ZM68 202H65L66 204H68ZM75 202V201H74ZM89 202V203H90ZM101 202V203H102ZM143 203H144V201H142ZM150 202V203H151ZM171 202V203H172ZM175 202H179L180 203V201L179 200H177V201H175ZM175 202H174V207L173 208H176L177 207V209H178V206L179 205H177V204H175ZM93 203V202H92ZM105 203V202H104ZM103 203V204H104ZM170 203V204H171ZM76 204V203H75ZM74 204V205H75ZM216 204V203H215ZM71 204L69 203V206H70ZM78 205V204H77ZM107 205V203L104 205V206H106ZM136 205V206H135ZM177 205V206H176ZM141 206H143V205H141ZM172 206H173V204H172ZM68 207V206H67ZM71 207L72 206H70V210H71ZM74 207V206H73ZM76 207V206H75ZM88 207V206H87ZM135 207V208H134ZM136 207H137V209H136ZM205 207H206V211L204 210L205 209ZM79 209V206H77L76 207V209L75 210H77L76 212H84V211H82L83 209ZM82 208V207H81ZM83 208H84V210H85V213H86V210H87V208H85L84 206H83ZM74 209V208H73ZM139 209L141 210L142 208L139 206ZM177 209H175V211L177 210ZM204 210V212H203V210ZM134 210H135V212H134ZM140 210H139V212H140ZM180 210H181V207L179 206V212H180ZM201 210H202V213H201ZM149 211V209L147 210V212ZM174 211V212H175ZM138 213L137 215L135 214L134 215V213ZM143 211H141L140 213L142 214V215H146V211H144L143 213H142ZM178 211H176L175 213H177ZM179 212H178V214H179ZM74 213V212H73ZM73 213H72V216H73ZM174 213V214H175ZM84 214V213H83ZM133 215H134V218L136 219V220H134L133 221ZM16 216H17V214H16ZM138 216V217H137ZM147 216H149L148 214H147ZM78 217V216H77ZM115 217V218H116ZM145 217V216H144ZM205 217V218H204ZM22 218H23V216H22ZM25 218V217H24ZM78 218H80V217H78ZM175 218V219H176ZM203 218V219H202ZM17 219H18V216H17ZM145 221H146V219H144ZM201 220V221H200ZM20 220H18L17 222L20 224V225H22V226H25L29 221H27V222H24V221H26V220H23L22 219V221L25 223L24 225H23V222H22V224L19 222ZM114 221H115V223H117L116 222V220L114 219ZM138 223H137V222ZM144 221V223H148V221H146L145 222ZM17 223V224H18ZM30 223V222H29ZM140 223V224H139ZM201 223V224H200ZM31 225H33L32 223H30ZM200 224V225H199ZM31 225H27L28 227H30V229H28L27 227L26 228H22V226H21V228L22 229H27V230H29L28 232H31L30 230H31ZM116 225V224H115ZM111 226V225H110ZM204 227L205 226H203V229H204ZM108 228V227H107ZM113 228V227H112ZM202 229V228H201ZM24 230V231H25ZM108 230H109V228H108ZM112 229L110 228V230H109V234L110 233H112V234H114V232H112L111 231ZM140 230H142L141 228H140ZM133 231H134V233H133ZM201 231V230H200ZM136 232V233H135ZM139 232V231H138ZM141 232V231H140ZM143 232V231H142ZM197 233V234H196ZM135 234V235H134ZM200 235V237H198L197 235ZM111 235V234H110ZM131 235V239L130 240H128L129 238V236ZM132 235H134V236H132ZM138 235H139V233H138ZM115 236V237H114ZM113 236V238H117L116 236H118V235H114ZM159 236H161V235H159ZM195 236H197V237H195ZM111 237H112V235H111ZM132 237H134L133 239H132ZM198 238V240H196ZM200 238V239H199ZM120 239H122V238H120ZM159 239H162V237L160 238L159 237ZM194 239V240H193ZM114 240V239H113ZM135 241V242H136ZM197 241V242H196ZM200 243H199V242ZM117 241H115V244H117L116 243ZM166 242V241H165ZM209 242H212V241H209ZM123 243L121 244V243H119V240H118V244H117V246H116V248H120L121 246L123 247L124 245H123ZM137 244V243H136ZM136 244L134 245V242H133V244L132 245H134L135 247H136ZM193 244H194V242H193ZM192 244V245H193ZM119 245H121L120 247H119ZM194 245H196V244H194ZM166 246V247H165ZM202 246H204V245H202ZM160 247V248H159ZM179 247V248H178ZM187 247V246H186ZM189 247V248H190ZM206 247H208V244L207 245H205V248ZM178 248V249H177ZM188 248V247H187ZM197 249L199 248V247H196ZM202 248V247H201ZM122 249V248H121ZM162 251H161V250ZM175 249H177L179 252H176L177 253V256L175 255V253H174V250ZM186 249V248H185ZM195 249V248H194ZM193 249V251H191V252H193L192 253V255H194V254H196V253H194V250ZM196 249V250H197ZM200 249V248H199ZM182 250V249H181ZM187 251H188V249H187ZM187 251H185V252H187ZM200 251H203L204 253H205V250H200ZM206 251H208L209 252V250H207L206 249ZM131 252H133V251H130V253ZM184 252V251H183ZM184 252V253H185ZM196 252V251H195ZM202 252V253H203ZM118 253H119V251H118ZM158 253V254H159ZM203 253V254H204ZM132 254L129 256V259H127L126 258V260H123L124 262L122 263V264H132L131 262H132V259H134V258H132ZM158 254H155L156 256H158ZM191 253H189V255H190ZM165 255V254H164ZM134 256V255H133ZM150 256H152V257H150ZM161 256V257H162ZM158 257H160V255L158 256ZM161 257H160V259H161ZM178 259H177V258ZM118 258H119V260L121 259L120 258V254H119V256H118ZM174 258H176V261H173L174 260ZM122 260V259H121ZM152 260V259H151ZM119 262V261H118ZM143 262V263H142ZM172 262H176V263H172ZM139 263V264H140ZM145 263V264H146ZM121 264V263H120ZM157 264V263H156Z\"/></svg>",
	"mask_w": 264,
	"mask_h": 264
}]
</instances>
